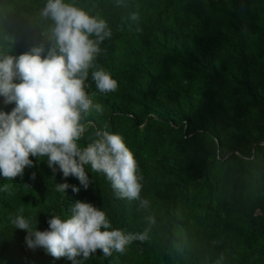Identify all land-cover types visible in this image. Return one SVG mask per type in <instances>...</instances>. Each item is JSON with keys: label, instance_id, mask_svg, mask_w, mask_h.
Segmentation results:
<instances>
[{"label": "trees", "instance_id": "16d2710c", "mask_svg": "<svg viewBox=\"0 0 264 264\" xmlns=\"http://www.w3.org/2000/svg\"><path fill=\"white\" fill-rule=\"evenodd\" d=\"M72 2L108 22L112 36L95 64L118 81L116 91L100 93L90 69L86 91L104 111L86 118L79 143L86 146L97 128L122 135L150 207L118 198L90 166L84 188L33 156L22 176L0 177V264H72L28 248L27 231L11 218L23 208L33 230H48L50 216L69 218L78 200L104 210L109 230L125 234L156 218L147 241L107 257L97 250L83 264H215L221 255V264H264V0ZM45 3L0 0V51L51 46L44 34L51 22L39 16ZM14 107L0 96V110ZM65 182L66 192L56 191Z\"/></svg>", "mask_w": 264, "mask_h": 264}, {"label": "clouds", "instance_id": "9594fccd", "mask_svg": "<svg viewBox=\"0 0 264 264\" xmlns=\"http://www.w3.org/2000/svg\"><path fill=\"white\" fill-rule=\"evenodd\" d=\"M116 6H123L122 0ZM39 16L51 22L44 33L50 47L33 46L18 56L0 51V96L5 104L15 103L11 112L0 110V177L14 180L32 166L31 157H46L53 173L58 170L65 178L74 176L87 188L86 166H90L93 173L106 176L118 198L137 200L139 208L148 209L150 202L140 196L137 161L122 135L97 128L86 146L79 143L87 130L86 118L104 111L86 91L90 69L100 93L118 89L112 74L95 64L100 45L112 36V29L105 19L72 0H46ZM131 19L139 17L133 13ZM6 43L12 48L14 38L7 37ZM69 187L66 182L57 183L56 191L64 193ZM8 188L3 186L4 191ZM23 212L20 208L11 224L27 231L28 248L42 247L52 257H66L72 264H83L97 250L106 257L113 251L122 254L131 242L147 241L156 223L155 216L148 215V226L142 232L109 230L111 223L104 210L78 200L69 218L51 215L49 229L40 231L32 229ZM223 259L221 255L215 264Z\"/></svg>", "mask_w": 264, "mask_h": 264}]
</instances>
